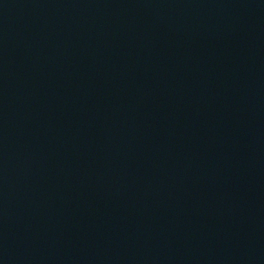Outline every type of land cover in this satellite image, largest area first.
Here are the masks:
<instances>
[{
    "label": "water",
    "instance_id": "water-1",
    "mask_svg": "<svg viewBox=\"0 0 264 264\" xmlns=\"http://www.w3.org/2000/svg\"><path fill=\"white\" fill-rule=\"evenodd\" d=\"M0 264H264V0H0Z\"/></svg>",
    "mask_w": 264,
    "mask_h": 264
}]
</instances>
